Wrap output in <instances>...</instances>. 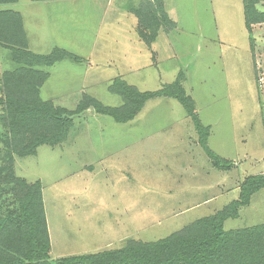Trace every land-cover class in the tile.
Masks as SVG:
<instances>
[{
  "label": "rangeland",
  "instance_id": "374dc122",
  "mask_svg": "<svg viewBox=\"0 0 264 264\" xmlns=\"http://www.w3.org/2000/svg\"><path fill=\"white\" fill-rule=\"evenodd\" d=\"M149 3L159 17L154 0H18L0 10L22 16L34 53L58 47L82 59L44 68V101L74 111L89 96L118 108L114 79L155 92L183 74L200 120L212 126L208 147L234 167L215 168L175 99H152L125 124L89 110L74 118L66 142L26 158L9 155L0 108V214L16 207L18 178L40 183L51 260L170 237L237 200L244 178L264 174V24L247 31L243 0H163L168 21L149 48L130 12ZM15 68L0 46V96ZM239 215L226 230L264 223V189Z\"/></svg>",
  "mask_w": 264,
  "mask_h": 264
},
{
  "label": "trees",
  "instance_id": "16d2710c",
  "mask_svg": "<svg viewBox=\"0 0 264 264\" xmlns=\"http://www.w3.org/2000/svg\"><path fill=\"white\" fill-rule=\"evenodd\" d=\"M18 0H0V7L14 5ZM54 1V0H32ZM161 14L157 17L153 4L146 11L135 8L139 35L150 48L163 22L168 21L163 0H154ZM264 0H243L245 27L264 24V11L257 5ZM0 46L10 52L16 65L3 75L0 108L4 110L10 154L20 158L36 156L40 147H55L67 141L74 118L89 110L110 116L115 122L133 121L145 105L157 97L175 99L185 108L199 138L200 146L215 168L230 171L234 164L216 155L208 147L210 127L202 124L195 103L183 89L184 75L159 91H140L122 78H116L109 91L119 95L121 107L105 106L92 97H85L74 111L55 107L40 97L41 86L49 79L44 68L64 60L80 63L82 59L62 48L41 55L29 48L22 16L13 10H0ZM10 163V162H9ZM12 171V169H11ZM11 174V172H10ZM21 187L17 205L0 214V264H264V223L258 226L226 230L228 220L238 219L239 211L251 204L254 194L264 189V174L249 176L239 185L240 195L214 215L198 219L170 237L144 244L126 243L119 249L94 254H81L51 260V242L47 228L41 184L28 185L17 179Z\"/></svg>",
  "mask_w": 264,
  "mask_h": 264
},
{
  "label": "crops",
  "instance_id": "0c3cea01",
  "mask_svg": "<svg viewBox=\"0 0 264 264\" xmlns=\"http://www.w3.org/2000/svg\"><path fill=\"white\" fill-rule=\"evenodd\" d=\"M202 122V124L203 125H205L204 123H203V120L201 121ZM205 126H208V125H205ZM211 125H209V127H210ZM212 127V126H211ZM209 141H210V139H209ZM49 237H50V242H51V233H50V229H49ZM51 246L53 247V244H52V242H51ZM60 258H62V257H60Z\"/></svg>",
  "mask_w": 264,
  "mask_h": 264
}]
</instances>
